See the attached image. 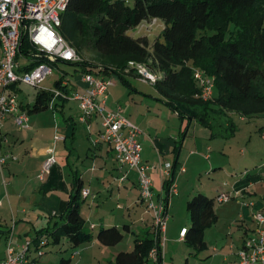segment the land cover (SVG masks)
<instances>
[{
    "label": "crops",
    "instance_id": "0c3cea01",
    "mask_svg": "<svg viewBox=\"0 0 264 264\" xmlns=\"http://www.w3.org/2000/svg\"><path fill=\"white\" fill-rule=\"evenodd\" d=\"M18 60L20 71H29L22 68L31 63L30 58L20 55ZM64 64L70 68H57L60 77L67 74L62 84L67 85L68 92L57 88L55 82L50 88H36L35 97L40 89L52 93L47 108L29 113L35 97L25 103L20 98L21 83L3 88L17 96L29 121L28 127L18 126L12 117L4 123L2 151L16 158L9 157L3 175L0 173V259L7 255L11 234L18 249L37 229L63 214L79 177L82 191L89 189L81 208L90 225L87 228L85 222V230L117 226L125 229L124 237L115 245H105L95 237L78 247L76 254L69 250L63 256L70 257L74 264H115L119 252L132 250L136 237L152 230L153 219L140 202L137 171L118 164L110 143L96 142L102 130V115L81 119L79 101L71 95L84 93L87 83L76 65ZM104 76L115 79L105 107L119 110L139 127L143 162L174 164L167 175L158 167L151 172L155 198L166 201L168 207L165 264H169V256L173 264H184L186 259L194 264H239L238 249L257 226L253 215L264 213V156L259 158L264 150L250 145L252 139L245 143L240 136L255 133L254 139L264 143L259 136L264 135V113L245 117L230 112L227 118L237 130L226 137L195 120L182 118L160 99L154 84L141 80L135 72L124 74L126 83L115 74ZM54 89L62 95L55 94ZM59 135L64 138L57 140ZM51 150L56 164L41 181L38 175ZM169 180L176 184L177 193L167 189ZM200 191L214 198L222 191L233 196L225 203L216 200L218 220L206 230V248L196 256L183 244L180 231L190 226L187 202ZM60 257L58 254L55 264ZM148 264H153L150 258Z\"/></svg>",
    "mask_w": 264,
    "mask_h": 264
},
{
    "label": "trees",
    "instance_id": "16d2710c",
    "mask_svg": "<svg viewBox=\"0 0 264 264\" xmlns=\"http://www.w3.org/2000/svg\"><path fill=\"white\" fill-rule=\"evenodd\" d=\"M154 19L161 20L164 28L153 43L147 36L131 33ZM59 30L83 61L58 60L52 66L74 64L81 72L111 73L126 83L124 74L135 72L140 77L137 65H142L159 76L154 85L161 100L182 118L213 132L234 135L237 125L227 118L230 112L245 117L264 113V0H69ZM36 54L23 35L19 56L29 57L31 63L22 69L48 61ZM196 70L213 79L212 98L201 96ZM66 75L54 85L68 92L62 84ZM51 96L48 90H38L28 112L47 108ZM75 183L63 214L27 239L26 252L36 263L46 247L63 241L57 264H71L72 259L63 255L69 250L76 254L78 247L95 237L105 245H115L124 237L125 229L117 226H101L96 233L85 230L83 182L76 177ZM171 183H166L168 190ZM216 197L200 191L187 202L191 224L184 240L196 256L206 248V230L218 220ZM155 245L152 226L136 237L132 250L117 254L115 264H148ZM184 264L194 263L186 259Z\"/></svg>",
    "mask_w": 264,
    "mask_h": 264
},
{
    "label": "built area",
    "instance_id": "2783aa9c",
    "mask_svg": "<svg viewBox=\"0 0 264 264\" xmlns=\"http://www.w3.org/2000/svg\"><path fill=\"white\" fill-rule=\"evenodd\" d=\"M69 0H0V173L3 175L5 164L9 157L15 156L2 151L4 136V123L8 117H12L15 123L21 127H28L29 114L21 111V104L17 96L7 93L4 89L10 85L21 83L32 87L39 85L53 71L52 62L64 60L69 62H82L83 58L72 47L70 42L62 35L59 28L62 23V13ZM28 36L37 56H44V61L29 71H20L21 63L18 56L21 50L22 37ZM54 38L57 43L49 52L43 43H37L38 37ZM71 49L74 53L72 59H65L63 53ZM140 79L152 84L156 83L159 76L150 72L146 67L137 65ZM82 80L87 83L84 93H74L71 97L79 101L81 119L93 114L102 115V130L99 132L96 142H108L112 145L118 164L135 169L139 177L140 202L144 204L147 212L153 219V228L156 235V245L150 251L149 258L153 264H165L164 249L166 245V230L168 222L167 204L164 200H156L153 190L151 172L157 167L164 175L172 170L173 163L148 164L142 160V145L139 141L141 130L137 125L121 114L119 110H109L106 106V97L109 88L115 83L112 77L100 76L94 72L82 71ZM195 78L201 88V96L204 99L212 98L214 94L213 79L204 76L200 70H196ZM4 88V89H3ZM55 94L62 95L58 89ZM63 136H57L62 140ZM56 158L52 153L44 160L38 178L45 181L50 175ZM4 184L7 181L3 178ZM170 192L177 193L176 184L170 185ZM89 189L82 191L88 195ZM229 192H219L216 200L220 203L232 199ZM1 203V201H0ZM257 226L254 233L247 236L239 247L237 255L239 264H264V213L255 212L253 215ZM187 228L180 231V236L186 235ZM8 253L0 259V264H37L31 260L26 252L30 244L26 240L19 248L13 247V235L9 237Z\"/></svg>",
    "mask_w": 264,
    "mask_h": 264
},
{
    "label": "rangeland",
    "instance_id": "374dc122",
    "mask_svg": "<svg viewBox=\"0 0 264 264\" xmlns=\"http://www.w3.org/2000/svg\"><path fill=\"white\" fill-rule=\"evenodd\" d=\"M32 2H34L35 0H30ZM164 28V24L161 21L158 20H152V21H145L143 22L139 27H137L136 29L131 30V33L133 35H141V36H147L150 39V42L153 43L161 34L162 30ZM59 66L63 67H68L70 68V66H67L64 63H57L55 65H53V71L48 75V77L39 85V87H44V88H50L51 85L54 84V82L60 78V70L59 68H57ZM39 87H32L26 84H22V91L20 93V98L22 100H24L25 103L33 101L34 97H35V92H36V88ZM254 134L255 133H249L247 135V137H244V135L240 136V139L244 140L245 143H247L250 139H252V141L250 142V145H259L260 149L263 151L264 150V143H261L260 141L254 139ZM259 136H261L264 139V135H262L261 133H259ZM264 155H260V157H263ZM1 201V200H0ZM117 214V213H116ZM148 214L150 215V212H148ZM86 227L90 228L89 226V220H87L86 222ZM91 231L93 232H97V229H91ZM64 242V241H63ZM63 242L59 245V246H48L45 248V253L40 255L39 260L37 261V264H55V260L57 259V255L60 254V251H63L65 246L63 245ZM186 247L188 246L186 243H183ZM8 245L9 242H7V253H8ZM17 243L13 242V247L16 248ZM63 248V249H62ZM169 264H173V262L170 260V256H169V260H168ZM71 264H74V260L72 261Z\"/></svg>",
    "mask_w": 264,
    "mask_h": 264
},
{
    "label": "clouds",
    "instance_id": "9594fccd",
    "mask_svg": "<svg viewBox=\"0 0 264 264\" xmlns=\"http://www.w3.org/2000/svg\"><path fill=\"white\" fill-rule=\"evenodd\" d=\"M36 42L43 43L44 47L47 48L49 52H51L53 50V46L57 43V40L51 37L44 38L43 36H41L37 38ZM60 54L63 55L65 59H72L74 56V53L71 49H68L67 51Z\"/></svg>",
    "mask_w": 264,
    "mask_h": 264
}]
</instances>
